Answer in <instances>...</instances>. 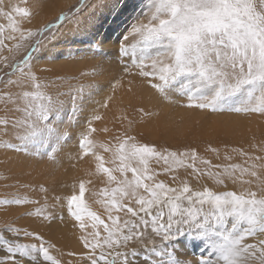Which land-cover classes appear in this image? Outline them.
I'll list each match as a JSON object with an SVG mask.
<instances>
[{
	"label": "snow or ice",
	"instance_id": "obj_1",
	"mask_svg": "<svg viewBox=\"0 0 264 264\" xmlns=\"http://www.w3.org/2000/svg\"><path fill=\"white\" fill-rule=\"evenodd\" d=\"M44 7L0 0V209L31 205L18 216L49 225L66 209L83 251L11 218L0 264H264V139L231 148L241 163L197 148L219 158L214 138L228 149L264 122V0H66L33 25ZM108 112L113 128L97 127ZM65 158H88V178L49 197L36 178Z\"/></svg>",
	"mask_w": 264,
	"mask_h": 264
},
{
	"label": "bare ground",
	"instance_id": "obj_2",
	"mask_svg": "<svg viewBox=\"0 0 264 264\" xmlns=\"http://www.w3.org/2000/svg\"><path fill=\"white\" fill-rule=\"evenodd\" d=\"M14 2H15V0H14ZM28 2L31 3V0H28ZM65 3H66V0H44L45 7L39 16L34 17V19L32 20L33 25L39 24L43 20L52 19L56 15V13L60 10V8L65 5ZM107 47L109 48V50L114 51V47H115L114 45H109ZM84 63L88 64V66L91 67L92 65H94L96 63V61L95 60H88V61H85ZM103 69H104L103 74L97 77V79L100 81L107 80V78L111 74V68L109 67L108 64H104ZM118 95H119V93H118ZM117 115H119V113H117ZM112 118H113V113L108 112L107 116L105 117V121L97 122L96 126L99 127L104 122H111ZM249 127L252 130L251 132L247 131V129ZM186 129H187V123H185L180 129H174L173 131L176 132L177 135H179L180 131H186ZM239 133H242V134H233V135H229L228 137H226L227 141L230 144V147L227 149V151L232 156H234L235 163H238V161H239V163H241L243 158L238 156L236 153H232L231 148L232 147H236V148L244 147L248 150V145L250 143L249 138L253 134H255L257 136L258 140L264 139V122L259 123V131H258L256 121H253L251 124H248L247 121H243L241 128L239 130ZM202 145L204 146V149L202 148ZM212 146L219 147L221 150L224 149V147H223V145L219 139L214 138ZM197 148H198V152L200 153L201 156L205 155L207 157L208 155H210L211 160L212 161L214 160L212 152H206V150H205L206 145H204L203 143H200L197 145ZM8 155H11V153H8ZM3 158H4V154L0 153V160H2ZM69 161H71V163H74L75 167H73V166L69 167L68 166L69 164H68L67 165L68 168L66 169V167H64L65 164H64V160H63L61 168L56 170L54 173L55 180L52 179L53 174H51V173H45V174L36 178L37 182H45L46 186L49 187V193H48L49 197H51L53 194L64 196V188H66V189L71 188V184L75 178H79V177L88 178L86 176V170L90 169V164L88 162V158H85L84 160H78V161H76V160H69ZM214 161L216 163H218L216 160H214ZM91 168H92V170H94V166H91ZM184 172L185 171L183 169H181V170H179L178 174L180 175V174H183ZM92 179L94 181H96L95 177H93ZM0 181L5 182V183L7 182L6 180L3 179V175H0ZM9 183H10V181H9ZM211 185L214 186V184H211ZM97 186H99L98 181H97ZM235 186L236 187H234V188H239V185H235ZM69 192H70V190H68L66 193L69 194ZM39 195H40L39 193L35 194V196H39ZM85 195L87 196L89 194L86 193ZM14 208L16 209V214L21 213L19 211V208L23 209V207H21V206L11 207L10 211H15ZM29 209H31V207H29ZM64 213H65V215H68L67 212H64ZM16 214L14 213V215H16ZM31 221H32L31 222L32 224H31L29 230L41 231L40 227H39V223L37 221H35L34 219H32ZM18 223L20 225H22L23 221L20 220V221H18ZM75 238L76 239H74V242L72 244L75 245L76 248L79 249L81 246H79L80 244H79L78 237H75ZM82 249L83 248L79 249V251H82Z\"/></svg>",
	"mask_w": 264,
	"mask_h": 264
},
{
	"label": "rangeland",
	"instance_id": "obj_3",
	"mask_svg": "<svg viewBox=\"0 0 264 264\" xmlns=\"http://www.w3.org/2000/svg\"><path fill=\"white\" fill-rule=\"evenodd\" d=\"M0 22H3V21H0ZM107 124H108L109 128H113L112 121L111 122H107ZM152 138L155 139L156 137L153 136ZM159 142H162V141H159ZM170 142L174 144L173 141H170ZM69 143L71 145L72 142H69ZM202 148L204 149L203 145H202ZM226 150L227 149H225V148L222 149V150L220 149L219 158H217L216 154L212 153V155L214 157L213 159L216 160L220 164H226V163H230V162L231 163H235L234 156H233V160L232 161H227V160L224 159V153H225ZM245 150H247V149L245 148ZM206 152H209V151H206ZM202 156H205V155H202ZM207 157L211 160L210 155H208ZM214 160L213 161L211 160L213 162V164H217ZM76 161H78V160H76ZM238 163H239V161H238ZM64 164H65L64 167H66V169H67L68 166L72 167V165L74 163H71V161H69V160H67V158H65L64 159ZM152 166L153 167H162L163 166V162L161 161L160 165L158 166V165H156L155 161H153ZM199 166L203 167V165H199ZM185 175H186V173L184 172L183 174H180L179 177L180 178H184ZM157 178L160 179V180H165L166 182H171L170 175L169 174H165L163 172H161V174ZM189 179L191 180V182H192L194 187H199V185L196 184L195 180H192L191 177H189ZM202 182L208 183V184L210 183L209 186L210 187L212 186L211 185L212 184L211 181L204 180ZM4 183L5 182H1L0 181V185H2ZM6 183H9V181H7ZM212 187H215L218 190H232L236 186H234V185L229 183L227 189H224L222 186H219V185H214ZM68 190H70V192H69V194H70L71 193V188H69V189L64 188V196L69 195L68 193H66ZM3 191H4V189H2V187H0V192H3ZM86 198H89V195H87ZM89 203H90L93 211H97L98 213H101L102 217L106 218V214L103 213V209L99 205L93 203L91 198H89ZM16 207H18V206H16ZM29 207L32 208L33 206L29 205V206L23 207V209L19 208V211L22 213V212H24L26 210V208L29 209ZM10 209H11V207L8 208L6 211L3 210V209H0V223L4 222L7 219L16 218L15 222H16L18 227H26V228L29 229L31 224H32L31 220L34 219L35 221H37L39 223V227H40V230H41L40 232L45 236V238L47 240H50L51 242L55 243L57 245V248L61 249L65 253H67L69 251L80 252L79 249L83 248L82 244L80 242H79V244H80L79 246H81V247L79 249L76 248V246L72 244L74 242V239H76L75 237H79V235L81 233H80L78 228H73L74 220L69 215H65V213H64V220L63 221L58 219V220L54 221L53 223H51V225H49L48 222H46V221L45 222H41L40 219L35 218V217L18 216V214H16V209L15 208H14L15 211H10ZM64 212H67V211H64ZM14 213L16 215H14ZM20 220L23 221L22 225H20L18 223V221H20ZM53 251H54V254H55V250H53ZM82 251H83V249H82ZM0 254H2V253H0ZM64 259L68 260V259H72V258H70L67 255H65Z\"/></svg>",
	"mask_w": 264,
	"mask_h": 264
}]
</instances>
